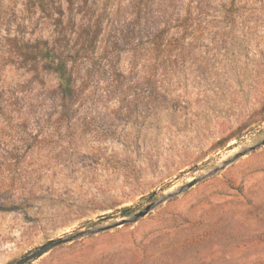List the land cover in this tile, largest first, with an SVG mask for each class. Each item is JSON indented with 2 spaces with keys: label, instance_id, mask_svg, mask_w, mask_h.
Here are the masks:
<instances>
[{
  "label": "rangeland",
  "instance_id": "rangeland-1",
  "mask_svg": "<svg viewBox=\"0 0 264 264\" xmlns=\"http://www.w3.org/2000/svg\"><path fill=\"white\" fill-rule=\"evenodd\" d=\"M164 4L182 38L158 33ZM60 8L61 34L27 0H0V264L122 221L31 264H264V145L205 176L264 134V0ZM38 41L66 53L71 97Z\"/></svg>",
  "mask_w": 264,
  "mask_h": 264
},
{
  "label": "trees",
  "instance_id": "trees-1",
  "mask_svg": "<svg viewBox=\"0 0 264 264\" xmlns=\"http://www.w3.org/2000/svg\"><path fill=\"white\" fill-rule=\"evenodd\" d=\"M28 3L33 4L35 9L39 10L41 13H43L44 17L47 19H50L53 21V25L55 29L58 31L59 34L63 32V20H62V10L60 11V4L61 0H27ZM71 6L76 5L78 3V0H70ZM136 9V17L137 19H140L141 16L147 15L149 11H147V7L149 8V5L146 4H140L136 3L133 5ZM180 9L177 5L172 4H164L162 6V16L164 17V21H162L161 26L162 28L158 33H165L168 34L173 31L172 35L179 36V38H182L184 35V31L186 30V27L183 23L182 18L180 17V12H178ZM173 41H176L174 39ZM167 44V43H165ZM164 44V47L167 46V48L170 47H176V43H168L167 45ZM184 44V43H183ZM36 56L43 59L47 65L51 66L56 73L58 77V93L62 98L64 97H71L74 92L73 87V76L71 73V69L68 66V59L66 53L63 51H57L55 47H50L46 42L38 41L36 42ZM127 210L124 209L123 213H126Z\"/></svg>",
  "mask_w": 264,
  "mask_h": 264
},
{
  "label": "water",
  "instance_id": "water-1",
  "mask_svg": "<svg viewBox=\"0 0 264 264\" xmlns=\"http://www.w3.org/2000/svg\"><path fill=\"white\" fill-rule=\"evenodd\" d=\"M264 145V134L261 135L260 137H258L254 144L249 146L247 149H245L243 152L238 153L236 155H234L233 157H231L228 160H225L221 163L220 166L218 167H214L212 169H210L208 171V173H206L205 176H209L213 173H216L217 171H219L221 168H223L225 165H227L228 163H230L231 161L235 160L236 158H238L239 156L245 154L246 152L252 151L260 146ZM198 180L200 179H194L188 183H186L185 185H183L182 187H180L178 189V191L174 192V193H168L166 195H164L163 197H161L158 201H156L155 203H150L148 205H146L142 210L136 212L133 215L132 220L136 221L137 219L145 216L151 209H153L155 206H157L158 204L162 203L163 201L167 200L168 198L172 197L173 195L183 191L184 189H187L189 187H191L193 184H195ZM125 221H122L121 223H112V224H108L102 227H97L96 229H87L84 231H79L75 234L69 235L67 237H60L57 239H49L47 240L45 243L35 247L34 249H31L29 251H27L26 253H24L18 260H16L14 263L12 264H31L32 261L38 257H40L43 253L47 252L48 250L52 249L53 247H56L58 245H61L62 243L71 241L73 239H76L78 237H81L83 235L86 234H90L93 232H100V231H104L110 228H113L119 224L124 223Z\"/></svg>",
  "mask_w": 264,
  "mask_h": 264
}]
</instances>
